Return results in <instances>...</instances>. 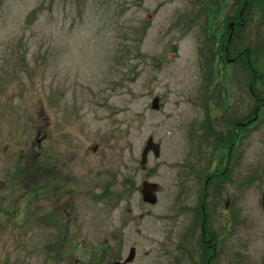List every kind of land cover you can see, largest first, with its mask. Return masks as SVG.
<instances>
[{"label": "rangeland", "instance_id": "374dc122", "mask_svg": "<svg viewBox=\"0 0 264 264\" xmlns=\"http://www.w3.org/2000/svg\"><path fill=\"white\" fill-rule=\"evenodd\" d=\"M242 1L0 0V264H86L106 236L114 253L134 246L136 255H168L173 200L192 221L200 184L224 167L229 142L216 136L232 139L225 128L242 118L232 169L205 191L221 189L224 231L237 222L223 238L224 264L230 255L261 264L264 23L257 27L255 9L263 4L247 6L235 52L227 24L239 21ZM247 47L254 82L241 64ZM148 137L159 153L148 152L140 169ZM142 180L159 187L154 206L137 198ZM65 202L61 224L56 208ZM156 216L148 242L136 229L151 231Z\"/></svg>", "mask_w": 264, "mask_h": 264}, {"label": "flooded vegetation", "instance_id": "af4514ba", "mask_svg": "<svg viewBox=\"0 0 264 264\" xmlns=\"http://www.w3.org/2000/svg\"><path fill=\"white\" fill-rule=\"evenodd\" d=\"M224 54L226 56V52ZM235 123L236 124H233L230 129L233 135L231 141L224 140L226 139L224 138V135L216 136L219 137L218 140L216 139L218 144H220L221 140H223L221 141V144L229 142L227 153L225 155L224 167L222 171L213 173L211 176L206 177L205 180L202 182L203 184H200L198 191L199 193H201V196L199 197L198 208L197 207L193 208L192 221H190L189 223L186 222L185 216L186 214H188V211L186 206L180 205L181 200H176V199L173 200L168 218L169 220L168 238L170 240L172 239L170 242V251L168 255H148L147 252H145L146 255H136V249L134 246H129V248L127 249V253L125 255H121V253H114L110 250L112 245L110 244L108 245L109 236H106L103 239L102 251L98 252L97 255H88L86 264H224L223 261L224 256L221 255L222 252L221 245L223 242V238L224 235L232 236V237L235 235L236 233L235 226L237 227L236 224L237 222L232 217L230 219L231 221L230 228L227 227L226 231H224L223 225L219 221V219L222 218L221 215L222 206H221V197H220L221 189L215 187L213 192L210 193L205 191V189L207 187L206 185H208L209 187L210 186L213 187V185L215 186L218 185L216 178H221L229 172L227 171L229 163H230V168L232 169L231 167L232 159L230 157L231 156L230 153L233 145H235L237 142V137H238L237 119ZM219 126L220 128L217 131L222 132L223 127L226 125H222L223 127L221 125ZM241 126L245 127L246 125L241 124ZM225 129L226 130L224 131V133L225 132L228 133L229 127H226ZM45 135H46L45 132L41 131V136L39 137L40 139L39 141H42L44 144L47 140L45 139ZM69 157L71 158L72 156L70 155ZM142 168L144 169L145 166L144 167L140 166V169ZM44 175H46L45 168H44ZM70 175H71V166H68V169H66L61 176V178H64L65 184L67 181L72 179ZM144 182L147 181L145 180L140 181L138 188L135 189L136 193L139 195V197L137 198H139V202H141V204H145L147 206H154L157 202L156 193L159 191V187L157 186L156 191L154 192L155 195L154 197L156 199L155 202L154 203H149L147 201L144 202L141 194L142 183ZM63 188L60 186L59 189L57 190V193L61 195L60 192L64 191ZM121 199L124 200L125 204H127L129 201V198H126L125 196H123ZM228 202H229L228 200L225 201L224 208H226ZM67 205L68 203L65 202V204H60V206L58 205L56 208L58 213L57 215L60 217L61 224H63L62 221L63 217H66V220L69 221V218L67 217L68 214L66 213ZM260 205H261V198H260ZM196 209L197 211H195ZM124 211L127 213L130 212V207L128 205L125 206ZM149 215L150 214L148 213L146 214L140 213L138 215V218L142 219L143 217H147ZM156 218L157 216L154 219L150 217L151 231H148L145 228L140 229L139 227L136 229V233L141 235L139 236L140 238L146 235L148 242L150 241L149 234H151L153 231H155V229H157V227L155 226ZM50 224L56 229L59 228L57 223L50 222ZM58 235L59 234L55 235L56 239ZM113 237H116V235H114ZM60 240H61V236H60ZM131 249H132V254L128 255V252H130ZM230 256H231L230 259H228L230 260L228 262L229 264H245L244 261L245 259L243 257H239L236 255H230ZM261 264H264V259L262 260Z\"/></svg>", "mask_w": 264, "mask_h": 264}, {"label": "trees", "instance_id": "16d2710c", "mask_svg": "<svg viewBox=\"0 0 264 264\" xmlns=\"http://www.w3.org/2000/svg\"><path fill=\"white\" fill-rule=\"evenodd\" d=\"M221 1V3H222V0H220ZM225 1V0H224ZM261 2H260V4L262 3L263 5H261V6H259L258 8H256L255 10L258 12V16H260V19H259V17H258V20H259V25H257V27H260L261 26V24H263L264 23V20H263V14H264V0H260ZM251 2V4L250 5H256L258 2H259V0H246V4H245V7H244V9H243V12H242V18H243V23H241L240 21H241V19L239 18V16H238V14H237V16H236V20H239V21H235V23H234V26H233V29H232V35H231V38H230V40H229V42H228V46H232L233 48H234V51L236 52V47H235V42L237 43V39H238V35L237 34H235V31L236 30H240L241 28H242V26L245 24V13L248 11L247 9H248V5H249V3ZM237 3V1H234V2H232L231 4H233V5H235ZM241 4H242V2H239V5H240V7H241ZM259 4V5H260ZM207 7H209V5H208V3H206L205 4ZM216 5V4H215ZM218 6V5H217ZM240 9V8H239ZM245 11V12H244ZM261 14H262V16H261ZM262 18V19H261ZM257 20V19H256ZM257 27H255V24H254V28H255V31H256V29H257ZM255 36H256V33H255ZM214 45H216V44H214ZM220 45V44H219ZM257 46H259V48H260V46H262V43L260 42V41H257L256 43H255V45H253V46H251V48H254V49H256V52H257ZM216 48L218 47V46H215ZM248 49H249V51L248 52H244V57H245V60H243L242 61V65H243V67H244V69H245V71L247 70L248 71V75L249 76H251L252 75V77L250 78V79H253V82L254 81H257L258 80V78H259V76L257 75V73H256V70H255V68H254V60H251L250 59V48L249 47H247ZM211 52V59L212 60H210L209 61V63H207V65H211L212 67L213 66H215V63H214V61H213V57L215 58V56H214V51H210ZM252 53V52H251ZM259 53V52H258ZM223 55H224V53H223ZM259 55H262V57H263V61H264V54L263 53H259ZM240 57V55L239 54H237L236 56H234V61L236 62H238L239 60H238V58ZM250 84V83H249ZM248 84V85H249ZM252 84H250L249 85V87L251 86ZM250 90V89H249ZM253 92V91H252ZM252 92H250V93H252ZM254 93H252L251 95H253ZM253 97H254V95H253ZM254 100H256V99H254ZM256 108V107H255ZM257 109V108H256ZM256 111V110H255ZM245 118H242V119H238L237 121H238V127L239 128H243L244 126H241V124H245L246 125V123H248L249 121H245L244 120ZM242 120H244L243 122H242ZM234 121V120H233ZM232 121V122H233ZM231 121L230 122H228L229 123V126H231V123H232ZM236 122V121H235ZM234 122V124H236ZM222 124H223V122H222ZM231 128H229V132L231 133V130H230ZM225 140V139H224ZM221 141H223V140H221ZM229 141H231V139H229Z\"/></svg>", "mask_w": 264, "mask_h": 264}, {"label": "water", "instance_id": "95a60500", "mask_svg": "<svg viewBox=\"0 0 264 264\" xmlns=\"http://www.w3.org/2000/svg\"><path fill=\"white\" fill-rule=\"evenodd\" d=\"M241 14V13H240ZM229 27L231 29V24H229ZM230 38V33L228 35V39ZM151 106L154 108H156V103L153 101L151 103ZM151 152L153 157H157L158 153H159V145L158 143H155L152 141L151 137H148L144 143V146L140 152V166L144 167V164L146 162V155L148 152ZM156 184L154 183H148V182H144L142 183V188H141V194H142V199L144 202H149V203H154L155 202V195L154 192L156 191ZM261 205H262V209L264 211V193L261 196ZM132 254V249L129 252V255Z\"/></svg>", "mask_w": 264, "mask_h": 264}]
</instances>
